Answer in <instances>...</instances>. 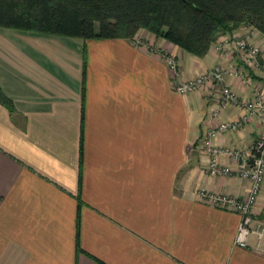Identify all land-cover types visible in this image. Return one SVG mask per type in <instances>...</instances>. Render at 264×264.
I'll return each mask as SVG.
<instances>
[{"label": "crops", "instance_id": "crops-1", "mask_svg": "<svg viewBox=\"0 0 264 264\" xmlns=\"http://www.w3.org/2000/svg\"><path fill=\"white\" fill-rule=\"evenodd\" d=\"M4 30L0 87L14 110L0 104V264H264L254 238L234 244L238 213L197 192L249 191L235 173L205 169L200 144L218 86L176 92L163 55L176 56L185 79L217 63L244 66L250 80L228 83L240 99L264 96L258 30L220 34L203 56L144 29L142 44ZM234 35L261 47L257 66L215 48ZM244 112L230 105L217 119ZM241 127L212 141L250 146L259 125ZM260 189L253 211L264 218V179Z\"/></svg>", "mask_w": 264, "mask_h": 264}, {"label": "trees", "instance_id": "trees-1", "mask_svg": "<svg viewBox=\"0 0 264 264\" xmlns=\"http://www.w3.org/2000/svg\"><path fill=\"white\" fill-rule=\"evenodd\" d=\"M242 25L264 36V0H0V26L88 38L144 29L195 56ZM0 104L13 112L0 87Z\"/></svg>", "mask_w": 264, "mask_h": 264}, {"label": "built area", "instance_id": "built-area-1", "mask_svg": "<svg viewBox=\"0 0 264 264\" xmlns=\"http://www.w3.org/2000/svg\"><path fill=\"white\" fill-rule=\"evenodd\" d=\"M134 43L142 44V40L135 36ZM215 48L220 52H237L245 66L254 67L258 64V56L262 49L254 44L249 36H229L215 43ZM164 61L171 70L172 86L180 94L199 91L204 86H218L215 107L209 110L212 124L203 132L200 148L207 156L206 172L215 176L230 175L235 173L240 178L249 181V191L244 198H238L228 193H216L199 189V197L217 207L233 210L238 213L239 221L234 236V244L238 247H248L250 238H254L255 252L264 254V218L254 214V205L257 200L264 179V96L256 92L250 99H240L235 90L228 83V78H237L243 83L250 80L247 69L236 65L214 64L212 67L196 74L182 78L179 62L176 56L163 54ZM230 105H238L245 109L238 119L225 121L217 119L222 109ZM257 121L259 129L256 138L250 146H222L212 140L217 135L228 132H237L245 124ZM225 156L234 166L222 161Z\"/></svg>", "mask_w": 264, "mask_h": 264}, {"label": "rangeland", "instance_id": "rangeland-1", "mask_svg": "<svg viewBox=\"0 0 264 264\" xmlns=\"http://www.w3.org/2000/svg\"><path fill=\"white\" fill-rule=\"evenodd\" d=\"M0 29H5L4 31H14L15 33H18L19 31H21V30H19V29H13V28H0ZM7 29V30H6ZM8 33V32H7ZM219 36V35H218Z\"/></svg>", "mask_w": 264, "mask_h": 264}]
</instances>
